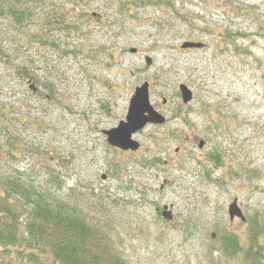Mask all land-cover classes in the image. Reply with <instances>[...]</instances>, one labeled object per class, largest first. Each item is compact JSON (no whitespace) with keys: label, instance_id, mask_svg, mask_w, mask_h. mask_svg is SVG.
I'll list each match as a JSON object with an SVG mask.
<instances>
[{"label":"rangeland","instance_id":"1","mask_svg":"<svg viewBox=\"0 0 264 264\" xmlns=\"http://www.w3.org/2000/svg\"><path fill=\"white\" fill-rule=\"evenodd\" d=\"M54 9L75 24L53 23ZM31 12L26 27L0 17V144L15 152L0 147V173L75 194L127 264H254L248 223L228 207L236 198L246 220L264 219V0H31ZM144 81L167 121L122 151L103 130L126 120ZM182 83L195 93L189 112ZM22 250L0 241V264H31ZM256 251L264 257V232Z\"/></svg>","mask_w":264,"mask_h":264},{"label":"trees","instance_id":"2","mask_svg":"<svg viewBox=\"0 0 264 264\" xmlns=\"http://www.w3.org/2000/svg\"><path fill=\"white\" fill-rule=\"evenodd\" d=\"M32 13L31 0H0V17H12L13 23L19 27H26V22L35 20ZM50 13L53 23L69 27L75 24L59 10ZM4 107L0 108L2 117L6 115ZM9 144L6 140L0 147L6 155L12 156L15 152ZM53 183L51 180L36 184L30 174H21L13 168L1 171L0 213L7 222L4 228L0 223V241L6 248L24 245L25 251L17 252V259L25 254L31 264H127L112 242V231L95 222L88 208L75 200V194H56ZM56 186L62 188L61 183L57 182ZM99 199L100 204L102 199L106 201L104 197ZM23 210H27V220L21 223L19 219ZM247 223L251 243L248 256L253 255L254 264H263V255L259 251L255 253L254 247L264 232V219L259 215L249 216ZM15 229L21 235L19 239ZM222 243L233 253L241 244L237 237L229 234L223 236ZM8 252L11 254L12 251Z\"/></svg>","mask_w":264,"mask_h":264},{"label":"water","instance_id":"3","mask_svg":"<svg viewBox=\"0 0 264 264\" xmlns=\"http://www.w3.org/2000/svg\"><path fill=\"white\" fill-rule=\"evenodd\" d=\"M93 16L96 17L97 14L95 13ZM204 46L205 44L199 41H185V43L181 45V48L196 49L203 48ZM131 51L136 52V49L131 48ZM145 62L147 63V67H152L153 60L150 57L147 56ZM150 85L151 84H149L148 81H144L143 84L135 89L130 101L126 120L121 121L118 126L113 127V129L103 131L112 147H116L122 151L130 150L136 152L140 148V143L137 139H133V135L136 132L145 129L147 124L156 125L164 124L166 122V117L151 104ZM179 90L182 94V101L184 104H188L193 100L194 93L188 85L180 84ZM166 101L167 99H165L163 103L166 104ZM103 179H105V176H103ZM228 210L231 221L236 217L245 221L243 211L239 208L237 199H235V201L229 206ZM162 213L167 221L171 222L174 219L172 209L169 210L168 205L164 206Z\"/></svg>","mask_w":264,"mask_h":264},{"label":"flooded vegetation","instance_id":"4","mask_svg":"<svg viewBox=\"0 0 264 264\" xmlns=\"http://www.w3.org/2000/svg\"><path fill=\"white\" fill-rule=\"evenodd\" d=\"M187 85V84H186ZM189 86V85H188ZM194 97H195V93H194ZM194 97H193V100L191 101V102H193L194 101ZM191 102H189L188 104H185L184 106L186 107V110L189 112V106H190V103ZM184 107V108H185ZM204 144H205V140H201L200 141V145H199V147H201V146H203L204 147ZM157 213H159V210L157 209ZM160 213H161V211H160Z\"/></svg>","mask_w":264,"mask_h":264}]
</instances>
